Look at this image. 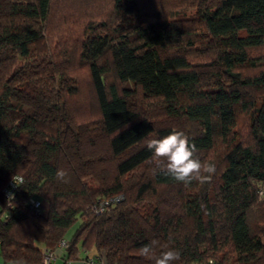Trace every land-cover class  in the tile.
Listing matches in <instances>:
<instances>
[{
  "label": "trees",
  "instance_id": "obj_1",
  "mask_svg": "<svg viewBox=\"0 0 264 264\" xmlns=\"http://www.w3.org/2000/svg\"><path fill=\"white\" fill-rule=\"evenodd\" d=\"M90 1L0 0L2 256L42 264L40 244L75 227L69 258L81 244L152 264L139 249L171 237L176 264H264V0H183L173 15L163 0H111L81 25L54 17ZM173 129L216 164L210 183L151 174L144 141Z\"/></svg>",
  "mask_w": 264,
  "mask_h": 264
},
{
  "label": "clouds",
  "instance_id": "obj_2",
  "mask_svg": "<svg viewBox=\"0 0 264 264\" xmlns=\"http://www.w3.org/2000/svg\"><path fill=\"white\" fill-rule=\"evenodd\" d=\"M144 144L152 154L148 161L152 175L163 174L185 185L194 181L203 185L210 183L217 172L216 164L201 159L196 145L191 143L189 137L181 130L173 129L168 135L160 138H147ZM56 178L64 183L70 181L68 171L63 168L56 171ZM12 179L14 185L18 186L15 177ZM13 198L14 193H8V199ZM122 198V194L116 197L117 200ZM204 207L201 203V208ZM138 254L152 264H176L181 260V251L172 246L171 237L165 243L158 240L150 241L139 249ZM14 264L23 262L15 261Z\"/></svg>",
  "mask_w": 264,
  "mask_h": 264
},
{
  "label": "rangeland",
  "instance_id": "obj_3",
  "mask_svg": "<svg viewBox=\"0 0 264 264\" xmlns=\"http://www.w3.org/2000/svg\"><path fill=\"white\" fill-rule=\"evenodd\" d=\"M154 1H156V0H140V2L142 3V5H146V8L147 7H149L151 4H152V2H154ZM159 1H162V0H159ZM182 1L183 0H163V2L165 3V4H167V5H170V6H172L171 7V9L170 8H164V14L165 15H173V11L175 10V11H178V10H181L182 9V11H184L186 8H187V5H185V4H182ZM80 2V1H79ZM99 3H102V4H104V3H106L105 4V6H107V7H111V0H94V2L93 1H90L89 3H87V5L85 6V7H88L87 9H86V11L84 12V4L82 5V6H80V7H77L78 5H76V10H75V12H73V13H71V12H68V13H66L67 14V16L69 15L70 17H68V18H66V19H63L62 18V16H63V14H64V12H61L59 9H58V7L56 8V5L54 6V11L53 12H55L54 13V17H55V14H56V16H57V21H59V23L60 22H62V20H63V22L65 23V24H69V25H72V24H80L81 25V22L82 21H86L87 20V18H85V16L86 15H88L89 13L87 12V11H92V10H94V11H97L98 9H99V7H97L98 5H99ZM191 3V2H190ZM150 4V5H149ZM149 5V6H148ZM180 7H181V9H180ZM146 8H144V9H146ZM174 8V10L172 11V9ZM193 8H190V10H188L187 12H191V10H192ZM100 10V9H99ZM98 10V11H99ZM97 11V12H98ZM96 12V13H97ZM108 12H109V16H111L112 15V13H111V11H110V9H108ZM147 14H149V15H152V14H154L151 10H147ZM66 16V17H67ZM101 16V19H102V15H100ZM89 20V19H88ZM90 20H97L96 19V17H92V18H90ZM48 37V36H47ZM48 39V38H47ZM64 42H61V45L63 44ZM52 48H51V46H50V51L49 52H47V54L45 55V54H43L42 56L43 57H50L51 56V54H54L55 52L54 51H52V49L54 50L55 49V46L52 44ZM56 46H59L58 44L56 45ZM56 50V49H55ZM255 52V54H256V51H254ZM87 74L84 72V71H82V73L79 75L80 76V78L81 77H85ZM82 79V78H81ZM86 89H88V87H85ZM82 105H85V104H82ZM86 106H87V111L83 114V117H85V115H86V113L87 112H89L90 111V104H86ZM79 109H81L82 110V107H79ZM246 124V123H245ZM245 124H244V126H243V129L245 128ZM242 131H244V130H242ZM262 197H264V195H262ZM44 204H43V211H45V210H47L46 209V204H47V202L46 201H44L43 202ZM70 233H71V236L73 235L72 233H74L75 232V227H73L72 229H70ZM67 237H69V235L67 234Z\"/></svg>",
  "mask_w": 264,
  "mask_h": 264
},
{
  "label": "built area",
  "instance_id": "obj_4",
  "mask_svg": "<svg viewBox=\"0 0 264 264\" xmlns=\"http://www.w3.org/2000/svg\"><path fill=\"white\" fill-rule=\"evenodd\" d=\"M15 180L17 182V185L23 181V178L20 176H16ZM18 186H15L13 183V179L10 181L9 185L5 188V194L8 197V193H14ZM118 201L116 197L113 198H107L100 201L98 211H102L106 207H108L110 204ZM30 205L38 212H43V201L36 198H31L29 201ZM9 206H12L11 200L8 203ZM45 212V211H44ZM58 246L68 248L69 246V240L63 238L58 244ZM57 258V251L56 249L48 248L47 246L42 248V264H53L54 260ZM82 264H107L106 261L97 255H88L82 258ZM67 264H73V260L69 259L66 261ZM210 263L212 264V260H210Z\"/></svg>",
  "mask_w": 264,
  "mask_h": 264
},
{
  "label": "crops",
  "instance_id": "obj_5",
  "mask_svg": "<svg viewBox=\"0 0 264 264\" xmlns=\"http://www.w3.org/2000/svg\"><path fill=\"white\" fill-rule=\"evenodd\" d=\"M46 209L48 208V203L46 204ZM47 211V210H45ZM71 231L68 232L69 237H65V239L69 240L71 238ZM73 234V233H72ZM41 248L45 247L46 245L40 244ZM49 248V247H48ZM79 251L74 258H69L68 256V250L66 248L56 245L55 248L57 251V258L54 260L53 264H67L66 261L71 259L73 260V264H82V258L88 255H97L98 257L104 259L106 263L108 264V261L106 259L105 252L100 250L98 251L95 247H92L91 249L84 248L81 244L78 245ZM15 261H7L4 259L0 252V264H14ZM24 264V263H23Z\"/></svg>",
  "mask_w": 264,
  "mask_h": 264
}]
</instances>
